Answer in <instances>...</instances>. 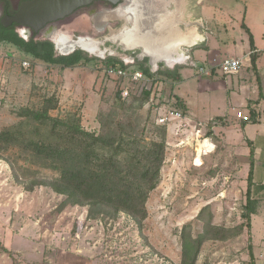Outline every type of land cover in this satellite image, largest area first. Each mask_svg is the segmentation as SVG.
Returning a JSON list of instances; mask_svg holds the SVG:
<instances>
[{"label": "rangeland", "instance_id": "1", "mask_svg": "<svg viewBox=\"0 0 264 264\" xmlns=\"http://www.w3.org/2000/svg\"><path fill=\"white\" fill-rule=\"evenodd\" d=\"M199 1L177 0V4L184 7L186 28L199 27L198 9L202 6V35L206 39L205 32L210 35L209 49L203 48L204 45L183 47L182 53L192 58L176 69L164 63L154 69L148 62L152 72L178 70L183 80L175 82L155 76L152 81L148 77L153 84L146 85L151 87L147 101L143 97V84L105 74L109 68L106 60H121L128 53L132 61L123 62L133 71L138 62L133 58L141 50L124 51L116 42L107 45L103 42L102 50L111 54L88 55L96 60L82 62L75 68H62L0 42V133L21 120L17 115L19 109L37 108L44 98L51 96L59 100L58 109L51 111V115L76 112L88 131H101V114H113L127 127H135L148 141L160 140L158 126L167 128L162 180L150 195L143 228L126 213L93 214L89 206L64 205L66 197L49 186L27 191L15 180L11 166L0 159V264H180V230L191 224L195 236L202 233L204 221L198 220V215L203 208L208 207L205 218L212 216L218 227L232 229L245 222L242 214L252 161L250 151L254 147L247 144L242 122L235 115L241 111L243 99L238 84H250L254 72L246 68L240 76H225L219 71L214 77V73L211 77L202 76L198 68L209 70V67L199 62L197 53L201 51L202 55L204 50L211 57L221 53V58L215 56L218 62L243 55L249 50V38L242 25L257 20L256 10L247 22L246 10L252 6V0H201L198 4ZM261 32L262 28L258 29L257 33ZM175 48L174 45L172 49ZM261 56L264 59V53ZM24 61H30L31 66L25 68ZM193 61L198 67L191 65ZM123 86L130 92L126 100L117 96ZM179 99L187 110L177 105ZM233 106L236 108L231 113ZM172 110L180 111L183 119L159 125V119ZM206 140L210 141L211 149L200 157L205 150L199 145ZM212 147L214 150L210 152ZM15 151L2 155L8 158L16 155ZM43 175L47 179L54 176L50 171H44ZM253 196L258 200L262 197L263 202L252 217L251 234L244 229L242 235L229 240L206 241L199 264H251L250 243L255 263L264 264V197Z\"/></svg>", "mask_w": 264, "mask_h": 264}, {"label": "trees", "instance_id": "2", "mask_svg": "<svg viewBox=\"0 0 264 264\" xmlns=\"http://www.w3.org/2000/svg\"><path fill=\"white\" fill-rule=\"evenodd\" d=\"M242 27L249 35L251 49H254V37L243 23ZM0 42L10 43L26 55L51 66L75 68L82 62L89 63L94 58L83 52L71 56H57L53 44L26 42L13 29L0 23ZM256 54H251L255 66ZM148 58L138 61L134 70L142 71L147 77L163 76L181 82L178 70L159 69L152 72ZM108 67L129 69L123 61L109 58ZM150 91L143 90L147 101ZM121 99V90L117 91ZM144 105V102L143 104ZM177 105L187 110V105L179 99ZM59 100L55 96L44 98L37 108L23 107L17 112L20 121L0 133V159L10 166L15 180L27 191H34L37 186H49L52 190L66 197L64 205L89 206L91 212H111L114 215L126 213L132 216L140 228L148 218L147 203L151 193L162 180V168L166 159L167 128L158 126L160 140H150L140 136L135 127L126 126L113 114L99 116L101 131L85 129L82 119L76 112L65 116H53ZM253 111L249 122L256 124ZM250 147L254 143L247 140ZM15 151L16 155L4 158L2 153ZM251 148V163L247 177L246 203L242 214L245 222L226 229L214 225L213 218L206 219L208 207L201 210L198 220L204 221L203 232L195 236L192 225L186 224L180 230V264H199L203 244L208 240H229L242 235L244 229L251 234L252 217L259 211L261 201L253 196L254 153ZM22 162V164H21ZM44 171L54 174L52 178L43 177ZM251 264L255 263L252 243L248 246ZM203 264H208L204 262Z\"/></svg>", "mask_w": 264, "mask_h": 264}, {"label": "flooded vegetation", "instance_id": "3", "mask_svg": "<svg viewBox=\"0 0 264 264\" xmlns=\"http://www.w3.org/2000/svg\"><path fill=\"white\" fill-rule=\"evenodd\" d=\"M29 1L33 0H0V23L2 24L7 16L13 17L22 4ZM118 3L116 6L111 0H94L88 6L78 9L62 20L48 24L38 32L31 27L15 23L6 28L13 29L26 42L53 44L57 56H71L83 52L85 55L95 57H103L108 52L111 54L109 50H102L103 42L105 45L108 42H116L124 51H144L139 44L132 49H125L121 42L113 40V38L117 40L125 35L131 37V33L137 38V32L140 39L155 35L160 40L158 52L166 53L164 40H168L172 35L174 37L176 33L185 36L187 30L191 28L182 31L178 27L180 23L182 28L185 27V21H183L184 7L182 4L178 5L177 0H119ZM170 8L174 11L171 12ZM144 32L147 33L143 35ZM196 34H198L197 31ZM190 43L188 40L183 44L178 42L174 50L172 49L173 45L171 47L172 52L167 51L170 57L169 63L158 60L157 63L152 64V67L156 69L159 63H164L168 67L177 64L175 69L179 68L178 63H183L186 59L182 49L183 47H190ZM196 45L198 43L193 46ZM128 54H124L126 57L121 56V61L125 62V59L132 61L127 56ZM148 57L152 59L150 56ZM135 59L142 61L146 58L141 59L138 54L133 58V60Z\"/></svg>", "mask_w": 264, "mask_h": 264}, {"label": "crops", "instance_id": "4", "mask_svg": "<svg viewBox=\"0 0 264 264\" xmlns=\"http://www.w3.org/2000/svg\"><path fill=\"white\" fill-rule=\"evenodd\" d=\"M252 1H253L252 6H248L247 10H246V20L248 22V18H251V14L254 13L256 10L255 17L257 15V17H256L257 20L253 19L251 21V23L248 22V26H247L249 28L251 34L254 37V49L253 50L251 49L250 41H249V50L247 52H245L241 56L237 55V56H232L230 58H241V59H243L245 66L242 68V70L247 68V70H253V72H254L253 75H251V77H250L251 78L250 84L239 83L238 89H239V93H240L241 97L243 98V99H241V102H240V104H242L241 110L243 112H245L247 119L250 118V111L252 110L254 113L253 115L255 116L254 118L258 121L256 124L249 122L243 128L245 130L246 138L254 143V149H255V151H254V153H255V159H254L255 168H254V180H253V195H256L257 197L258 196L264 197V59H262V56H261V54L264 53V0H252ZM200 3H201V0L198 2V4H200ZM254 5H255V7H254ZM170 10H171V8H170ZM193 15L195 16V14H193ZM198 15H199L198 16L199 27L193 26L187 30L188 34L186 33L187 36H189L190 34H193V36L195 38L193 39V41H189V42H191V44H195L196 42H198V45H196L194 47L190 46L189 48L192 49V48H196L197 46L201 48L202 45H204L203 48L209 49L208 44H209V36L210 35L207 32H205L206 35H208L207 39L202 35V20H203V8H202V6H201V8L198 9ZM180 25H181V23L178 25V27L182 31L187 29L186 23H185V28H182ZM199 28H200V30H199ZM261 28H262L261 34H258L257 31H258V29L261 30ZM196 31L198 32V34H197L198 39H196ZM248 38H249V35H248ZM175 40L176 39H174V38L172 39V41H175ZM153 45H154V47L160 48L158 46L159 44L153 43ZM171 47L172 46H170L168 51L171 49ZM169 52H167V55ZM200 52L201 51H198V53H197V55H199V58H200L199 62L206 64L209 68L215 67L214 60L215 59L218 60L217 54L221 58V53H217L215 55L217 57L212 56V57H214V58H212L209 53L204 54V50H202V55H200ZM183 54H184L186 59L183 63H178L180 66L186 65L187 60H191V58H192V56L190 54H185V53H183ZM251 54L257 55L255 66L252 65ZM145 55H146V53H145ZM226 58H228V57H226ZM193 63H195V62L193 61L191 63V65ZM240 72L236 75L240 76ZM213 73H214V75L212 77L219 74L215 70ZM234 108H236V107L233 106L231 108V113L234 112L233 111ZM231 113L228 112L227 114H231ZM221 117L222 116H219V118H221ZM235 117L238 120H241L242 124L244 122L248 121L245 119H239L236 115H235ZM259 198L261 200L263 199L262 197H259ZM262 202H263V200H262Z\"/></svg>", "mask_w": 264, "mask_h": 264}, {"label": "water", "instance_id": "5", "mask_svg": "<svg viewBox=\"0 0 264 264\" xmlns=\"http://www.w3.org/2000/svg\"><path fill=\"white\" fill-rule=\"evenodd\" d=\"M94 0H33L22 4L21 8L13 17H6L2 21V25L7 27L13 23L28 26L36 32L45 28L48 24L62 20L78 9L88 6ZM116 6L119 0H111ZM118 10V9H115ZM171 12L174 9L170 10ZM143 51L139 57H142ZM147 58H149L147 56ZM149 63L152 66V61L149 58Z\"/></svg>", "mask_w": 264, "mask_h": 264}, {"label": "built area", "instance_id": "6", "mask_svg": "<svg viewBox=\"0 0 264 264\" xmlns=\"http://www.w3.org/2000/svg\"><path fill=\"white\" fill-rule=\"evenodd\" d=\"M215 67H210L209 70H206L205 68H198L199 69V75L202 76H212V73L215 71L221 72L223 75H236L238 74L242 68L245 66L244 65V60L241 58H225L223 60H214ZM23 66L25 68H29L31 66L30 61H24ZM193 67H198L196 63L192 64ZM105 74L109 77H115L117 79H121V81H126L129 80L132 83H137V84H143V89L144 90H151L150 88H147L146 85L151 82V85L153 84L152 81L156 80V77H152V81H149L147 79L148 77L139 70H133L130 71L129 69H123V68H117V67H109L105 70ZM155 78V79H154ZM146 87V88H145ZM155 87H157V83L155 84ZM121 97L122 99L126 100L130 96L129 88L128 87H121ZM237 117L239 119H247V116L245 112L242 110L237 113ZM183 119V114L178 111V110H172L170 111L167 115L161 117L159 119V125H167V122L170 120H181ZM214 150V147L212 151ZM211 151V152H212ZM209 152L206 151L204 154H207Z\"/></svg>", "mask_w": 264, "mask_h": 264}, {"label": "bare ground", "instance_id": "7", "mask_svg": "<svg viewBox=\"0 0 264 264\" xmlns=\"http://www.w3.org/2000/svg\"><path fill=\"white\" fill-rule=\"evenodd\" d=\"M143 23V22H142ZM144 24V23H143ZM139 31V30H138ZM128 33V32H127ZM134 33H136V32H134ZM147 32H144L143 33V35H145ZM152 33V32H151ZM129 34V33H128ZM137 35H136V37L137 38H135V36H134V34H130L131 35V37H129V35H125L124 37H122V38H120V39H114L113 38V40L114 41H118V42H121V44H122V46H124L125 47V49H132L133 47H135L136 45H140V47H142L145 51H143V55L146 53V55H148V56H150V57H152L153 58V60L151 59V61H152V64H153V61H158V60H160V61H166L167 63H169L168 61L170 60V57L167 55V51H168V49L170 48V46H173V45H176V44H178V42H185V41H193V34H190L189 36H187V35H179V34H175V36L173 37V35L172 36H170L171 38H169L170 39V41H169V39L167 40V39H165L164 40V45H165V50H166V53H163V52H158V50H160V48L159 49H157L156 47H154V45H153V43H155V41H156V43L155 44H160V40L155 36V35H153V37H148V38H144V39H140V37H138L139 35H138V32L136 33ZM128 36V37H127ZM172 37L174 38V39H176L175 41H172ZM118 38V37H117ZM148 40H151V41H148ZM148 41V42H147ZM190 46H193L191 43H190ZM135 49V48H134ZM145 56V55H144ZM144 56H142V57H144ZM141 58V57H140ZM199 146H201V148H202V150H209V149H211V143H210V141L209 140H206L204 143H201ZM213 148V147H212ZM212 151V150H211ZM210 151V152H211ZM199 152V151H198ZM205 152V151H204ZM204 152L201 154V155H198V156H200V157H202L203 156V154H204ZM207 152H209V151H207Z\"/></svg>", "mask_w": 264, "mask_h": 264}]
</instances>
